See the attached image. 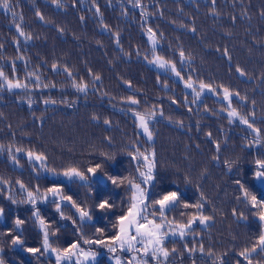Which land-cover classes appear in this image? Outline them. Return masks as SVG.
<instances>
[{"label": "trees", "instance_id": "16d2710c", "mask_svg": "<svg viewBox=\"0 0 264 264\" xmlns=\"http://www.w3.org/2000/svg\"><path fill=\"white\" fill-rule=\"evenodd\" d=\"M10 9L0 8V71L27 87L9 89L0 78L3 264H57L34 212L49 248L106 250L85 240L110 242L117 234L132 196L127 181L140 183L146 171L138 153L155 161L154 179L143 184L151 209L158 213L154 201L177 192L165 215L170 221L210 217L166 241L168 264H264L257 247L264 208L252 207L240 187L264 200V181L255 178L256 161H264V0H10ZM156 57L218 95L228 89L231 107L253 127L232 122L215 95L186 91L149 63ZM136 114L150 117L151 141ZM27 153L42 155L46 170L76 168L88 179L50 178ZM97 165L95 176L87 172ZM53 187L91 219L81 220L71 203L28 201V191ZM104 200L112 207L100 209ZM15 237L22 244L14 245ZM245 250L248 259L240 255ZM93 264L110 263L103 256Z\"/></svg>", "mask_w": 264, "mask_h": 264}, {"label": "snow or ice", "instance_id": "6c2138e0", "mask_svg": "<svg viewBox=\"0 0 264 264\" xmlns=\"http://www.w3.org/2000/svg\"><path fill=\"white\" fill-rule=\"evenodd\" d=\"M0 8L11 10L10 9V0H0ZM13 15H15L14 12H13ZM262 15H264V13H262ZM41 19H42V17H41ZM17 30L19 31L18 25H17ZM149 32H151V29H149ZM21 35H23L22 32H21ZM183 55H184L183 52H181V56H183ZM161 66H163V65H161ZM53 67L55 68V65ZM66 71H67V69H66ZM173 71H175L174 66H173ZM237 71L240 72L241 75H244V73L241 72V70L239 68H237ZM177 76H179L178 72H177ZM0 78H2L7 83V86L9 89L27 87V85H21L18 82L13 83L11 80H9L5 76L3 71H0ZM96 78L99 79V77H96ZM187 86L191 87V84H188ZM204 87H208V86L201 84V88H204ZM80 90L82 91L83 88H81ZM209 90H211V89H209ZM224 93H225L224 99L229 100V107H231V103H230L231 93L229 92L228 89H225ZM131 102L137 103V101H135V100H132ZM46 103H47V101H46ZM237 115H238V113L236 112L235 109H232V111L229 112L230 117H235ZM105 123H108V121H105ZM241 123L247 124L249 128L253 127L252 124H250L248 122V120L244 119L243 117H241ZM140 127L143 129L144 133L148 136L149 140H151L152 133L149 131L148 124L143 118H141V120H140ZM253 131L258 132V130L255 128H253ZM18 151H19V149H18ZM138 155H139V157L143 158V161H144L143 167L146 168V171H140L139 172V176L141 178L140 183H136L134 179L127 181L128 188H129V191L132 192V196H131L130 204H129L128 209H127V214L118 218L119 228H118L117 234L110 238V242H106L104 240H95V241L85 240V243L101 244V245L107 247L110 252L116 251V248L114 245H119L122 251L125 250V246H127L128 251H134V250H136V244L139 243V244L143 245L144 256H148L149 255V249H151V255L154 259L157 258L158 254L167 258L169 253H168L167 249L164 248V246H163L164 237L167 235V233L164 231V228L166 226L164 223V221L166 220L164 213H165L166 209L176 206V204L179 200V195L177 192H169L166 195H164L162 198L154 201V204L159 206L157 211L159 212L160 222H157L155 219H149V214L147 213L148 204L146 203L147 192H146L145 188H143L141 186V184H145V185L149 184L154 179L153 172H154V168H155V161H154V159H150V156L145 155L144 153H138ZM28 156L31 159L33 157V154L28 153ZM152 157H154V153L152 154ZM35 159L38 161H43L45 158L42 155H36ZM133 159H137V156H133ZM256 164H257L258 170L255 173V178L257 180L264 181V161L258 160V161H256ZM100 167H101L100 165H97L96 167L88 168L87 172L91 173L92 176H95L97 174V171L100 169ZM63 175L65 177H67L69 180H71L73 178H77V179L82 180V181L88 179V176L84 172H81L76 168H69L68 170L63 172ZM110 179H112L113 184L117 183V180L115 178H110ZM122 182L123 181H121V183ZM17 183L20 184L21 189H24V185L21 184L20 181H17ZM237 183H239V181H237ZM240 187H241V190L244 192L245 199L249 200L252 207L264 208V200H258L255 195H250V193L246 189H244V186L242 184L240 185ZM48 191L53 196L60 195L61 199L68 200L72 204V207L76 208L77 212L80 214L81 220H83L85 218H87L89 220L91 219V216L89 215V213L86 210H84L83 208L79 207L75 203V201H72L71 197L62 196L61 190L59 188L53 187V188L48 189ZM37 192H38V189H37ZM27 196H28V201L34 205L36 202L37 196L31 191L27 192ZM13 202L15 203V201H13ZM98 207L100 209H106V208L112 207V205H110L107 200H104L98 204ZM184 207L185 208L196 207L199 210L203 206L201 204H197V205L185 204ZM57 211H60L59 205H57ZM156 214H157L156 211L151 213V215L153 217H155ZM2 215H3V209L0 208V216H2ZM34 215L39 220L42 228L45 229L43 246H44V250L47 251L49 249L50 245H49V241H48V231L46 230V225L44 224V221L42 219H40L38 212H34ZM61 215L63 216V213H61ZM196 219H199V222L201 224H203L207 220H209L210 217L203 216V215H201L199 217H193V220H190L188 222V224L183 226V227L190 228L192 223ZM259 220L264 222V213H261L259 215ZM15 223H16L17 228H19V226L23 223V221L20 219H17L15 221ZM177 227H180V226H177ZM97 232H102V230L97 229ZM175 234L176 233L173 232V235H175ZM179 234L181 236H183L185 233L181 229ZM12 243L14 245L22 244V240L19 237H15V238H13ZM257 247L259 248V250L261 252H264V233H262L259 236ZM78 249H79L78 244L74 243L71 245L70 249H65V250H63V252H60L57 249H52V251L57 253V255H56L57 264H60L61 259L70 260L71 257L75 256V255H82L86 259L89 256L95 255L94 253H91V252L86 253V252H83V250H78ZM74 250H78V251H74ZM202 250L203 249H201V251ZM256 250H257L256 247H254L252 249L253 252H255ZM27 251L35 254V253L39 252L40 249L28 248ZM240 255L244 256L245 259H248L250 253H248V251L245 250V252L241 253ZM133 259H135V257H133ZM0 264H3L2 260H0ZM77 264H79V262H77ZM117 264H121L119 259H117ZM129 264H132V262L129 261ZM143 264H147V261H144ZM249 264H251L250 260H249Z\"/></svg>", "mask_w": 264, "mask_h": 264}, {"label": "rangeland", "instance_id": "374dc122", "mask_svg": "<svg viewBox=\"0 0 264 264\" xmlns=\"http://www.w3.org/2000/svg\"><path fill=\"white\" fill-rule=\"evenodd\" d=\"M146 35H147V37H148V39H149V41L151 43H155V36H154V33L152 31L151 32L147 31L146 32ZM149 63L152 66H154L155 68H157V69H159L161 71H165V72L170 73L177 80H179L180 82L183 83L184 88H185L186 91L194 94L196 98H200L203 94H206V93H211V94L215 95L218 99H221L222 101H224L226 103L227 109H225L224 112L229 116V112L232 111L233 108L232 107H229V100H225L224 99V95H225L224 89H222L221 90L222 93L220 95H218L216 88H214L212 86L207 85L208 87L201 88V84L200 83H196L193 80H185V79H183L181 77L180 72L177 69V67L173 63L168 62L166 60L159 59V58L156 57V58L152 59L151 61H149ZM161 65H163V66H161ZM173 66L175 67V71H173ZM177 72L179 73V76H177ZM188 84H191V87H188L187 86ZM209 89H211V90H209ZM230 93H231V95H230V103H231V99L234 96V94L232 92H230ZM141 118H143L147 122V124H148L149 121H150V117L147 116V115H141V114H136L135 115V119H136V121L138 123L139 132L142 135H144L147 140H149L148 136L144 133L143 129L140 127V120H141ZM230 119H231L232 122H238L240 124H244V123H241V116H240L239 113L235 117H230ZM148 128H149V125H148ZM149 131H150V128H149ZM152 139H153V135H152L151 140ZM26 155L28 156V153ZM36 155L37 154H33V157L31 158V160H34V161H36L39 164L40 169L42 170V172H43L44 175H46V176H48L50 178H53V179H58V180L66 181V182H70L71 180L77 179V178H73V179L69 180L67 177H65L63 175V172H56V171L46 170L44 168V165H43L42 161H38V160L35 159V156ZM257 182L260 185H263V181L257 180ZM146 185H148V184H146ZM141 186L143 188H145V190L147 192V201H146V203L148 204L149 189L147 187H144L143 184H141ZM35 195L37 196V199H36V202H35L34 205H36L37 203L46 202L47 200H56V201H58L59 204L70 203L66 199H61V196L60 195L53 196L50 192L49 193H42V194L37 193ZM157 207L159 208L158 205H157ZM170 208H168V209L165 210L164 215H166V212ZM152 212H154V210L151 209L148 206L147 213L149 214V219H155L157 222H160L159 212L158 213L156 212L157 214H156L155 217H153L151 215ZM197 222H199V219H196L192 223V225H191L190 228H185L183 226L187 225L188 223H184V224H182V223H173L172 221H170L166 217V220L164 221V223L166 225L165 228H164V231L167 233V235L164 237V242H163L164 248H166L165 247V243L169 239H175V238H183V237H185L188 234V231ZM177 226H180V227H177ZM181 229L185 233L183 236H181L179 234V232H180ZM173 232H175L176 234L173 235ZM114 246L116 248V251L115 252H110L108 250V248H106V250H102L101 251V250H95V249H90V248H86V247L79 246V249L78 250H83V252H86V253L87 252H91V253H94L95 255L94 256H89L87 259L84 256H82V255H75V256H72L70 260L61 259L60 264H77V262H79V264H93L95 262H98L100 260V258L103 257V256L106 257V259L108 260V262L110 264H117V259L120 260L121 264H129V261H131L132 264H143L144 261H147V264H168V261H169V255L167 256V258H165L162 255H159L158 254L157 258L154 259L152 257V255H151V249H149V255L148 256H144V254H143V245L142 244H139V243L136 244V250H134V251H128L127 250V246H125V250H123V251L121 250V248H120L119 245H114ZM52 249L53 248H49V253L56 258L57 253L56 252H53ZM78 250H74V251H78ZM133 257H135V259H133Z\"/></svg>", "mask_w": 264, "mask_h": 264}]
</instances>
